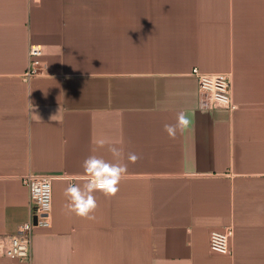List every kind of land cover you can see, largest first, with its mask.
<instances>
[{"label":"crops","instance_id":"0c3cea01","mask_svg":"<svg viewBox=\"0 0 264 264\" xmlns=\"http://www.w3.org/2000/svg\"><path fill=\"white\" fill-rule=\"evenodd\" d=\"M194 67L230 72L237 107L202 108ZM180 111L193 127L169 139ZM101 137L128 170L87 220L64 189L112 160ZM28 171L53 175L33 264H264V0H0V264H21L3 245L30 217ZM228 225L231 253L213 251Z\"/></svg>","mask_w":264,"mask_h":264},{"label":"built area","instance_id":"2783aa9c","mask_svg":"<svg viewBox=\"0 0 264 264\" xmlns=\"http://www.w3.org/2000/svg\"><path fill=\"white\" fill-rule=\"evenodd\" d=\"M42 53L43 50L40 46L30 45V62L25 73L26 76L42 72ZM191 73L197 78L199 104L202 108L223 107L233 110L237 107L232 97L230 72H206L194 67ZM22 182L29 191L30 217L18 225L14 234L7 236V242L3 245V252L7 256L17 259L21 264H33V230L35 227L46 228L51 225L53 175L28 171L22 176ZM233 233L232 225L211 230L209 235L210 248L222 254L231 253Z\"/></svg>","mask_w":264,"mask_h":264},{"label":"clouds","instance_id":"9594fccd","mask_svg":"<svg viewBox=\"0 0 264 264\" xmlns=\"http://www.w3.org/2000/svg\"><path fill=\"white\" fill-rule=\"evenodd\" d=\"M203 111V109H201ZM193 127V121L189 115L180 111L177 113L174 124H165L164 131L169 139H175L178 134L184 133ZM96 148L107 147L112 160H106L103 156L89 155L82 164L84 179L78 183H68L64 189L66 198L65 208L69 214L77 217L94 220L98 202L95 193L100 192L106 198L114 197L120 190V183L125 177L128 167L123 163L124 149L109 139L101 137L94 140ZM140 157L135 153H128L127 160L136 163Z\"/></svg>","mask_w":264,"mask_h":264}]
</instances>
